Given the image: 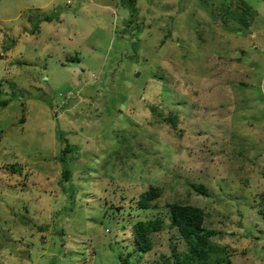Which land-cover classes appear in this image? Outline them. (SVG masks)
Instances as JSON below:
<instances>
[{
  "label": "rangeland",
  "instance_id": "1",
  "mask_svg": "<svg viewBox=\"0 0 264 264\" xmlns=\"http://www.w3.org/2000/svg\"><path fill=\"white\" fill-rule=\"evenodd\" d=\"M135 6L0 0V264H121L133 224L162 219L130 258L161 264L187 247L171 202L202 207L233 264H264V0Z\"/></svg>",
  "mask_w": 264,
  "mask_h": 264
},
{
  "label": "trees",
  "instance_id": "2",
  "mask_svg": "<svg viewBox=\"0 0 264 264\" xmlns=\"http://www.w3.org/2000/svg\"><path fill=\"white\" fill-rule=\"evenodd\" d=\"M136 1L127 0L129 5L134 9H136ZM225 10L230 16H233V12L230 11L229 6H226ZM249 10L250 8L246 7L243 10L244 14L238 16V20L246 25L249 24L246 14ZM56 17L59 19L58 16ZM54 18V15H46L41 20L50 22ZM159 116L170 123L173 128L177 127L179 120L178 113H171L167 117L162 116V114H159ZM72 150L71 145L67 144L62 150L60 160L66 162V155ZM11 169L14 170L16 167L13 165ZM70 176V170L65 167L64 178L67 180ZM191 185L197 192L203 195L208 196L210 194L204 183H191ZM159 196L160 190L152 185L148 190L139 195L136 205L138 208H151L152 202ZM169 207L171 212V227L176 230V238L185 242L187 247L184 250H179L177 243L171 244V254H162L161 264H233L228 248L218 245L213 241L212 237L217 231L205 226L207 212L202 207L180 202H171L169 203ZM162 224V219H141L136 221L133 224L132 250L126 254H119L121 264H133V261L130 260L132 255L151 251L154 246L152 234L163 228Z\"/></svg>",
  "mask_w": 264,
  "mask_h": 264
}]
</instances>
